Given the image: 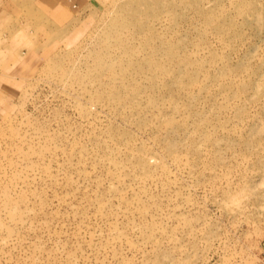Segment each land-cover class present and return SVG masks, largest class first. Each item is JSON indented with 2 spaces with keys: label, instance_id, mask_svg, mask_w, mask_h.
I'll return each instance as SVG.
<instances>
[{
  "label": "rangeland",
  "instance_id": "obj_1",
  "mask_svg": "<svg viewBox=\"0 0 264 264\" xmlns=\"http://www.w3.org/2000/svg\"><path fill=\"white\" fill-rule=\"evenodd\" d=\"M0 264H264V0H0Z\"/></svg>",
  "mask_w": 264,
  "mask_h": 264
},
{
  "label": "clouds",
  "instance_id": "obj_2",
  "mask_svg": "<svg viewBox=\"0 0 264 264\" xmlns=\"http://www.w3.org/2000/svg\"><path fill=\"white\" fill-rule=\"evenodd\" d=\"M239 201L238 200H236V201H233L232 202V204H230V205H226L227 207H238L239 206Z\"/></svg>",
  "mask_w": 264,
  "mask_h": 264
}]
</instances>
